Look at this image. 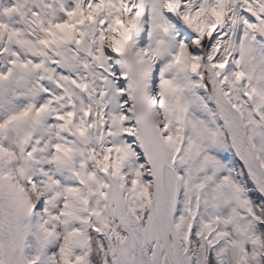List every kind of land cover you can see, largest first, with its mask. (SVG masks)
<instances>
[{
    "label": "snow or ice",
    "instance_id": "1",
    "mask_svg": "<svg viewBox=\"0 0 264 264\" xmlns=\"http://www.w3.org/2000/svg\"><path fill=\"white\" fill-rule=\"evenodd\" d=\"M0 264H264V0H0Z\"/></svg>",
    "mask_w": 264,
    "mask_h": 264
}]
</instances>
